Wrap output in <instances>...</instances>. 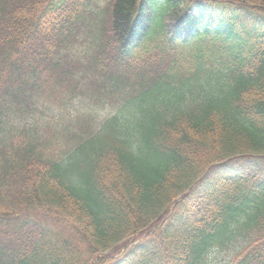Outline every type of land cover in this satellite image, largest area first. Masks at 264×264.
I'll return each instance as SVG.
<instances>
[{"label": "trees", "instance_id": "16d2710c", "mask_svg": "<svg viewBox=\"0 0 264 264\" xmlns=\"http://www.w3.org/2000/svg\"><path fill=\"white\" fill-rule=\"evenodd\" d=\"M85 1L0 0V264H264V0Z\"/></svg>", "mask_w": 264, "mask_h": 264}, {"label": "rangeland", "instance_id": "374dc122", "mask_svg": "<svg viewBox=\"0 0 264 264\" xmlns=\"http://www.w3.org/2000/svg\"><path fill=\"white\" fill-rule=\"evenodd\" d=\"M85 3H87L85 7H83V5L78 7V10L83 9L82 16H84L85 22L87 20L91 21L95 14L98 16L100 14L101 16L103 13L105 19L108 14L110 0H89L88 2L85 1ZM86 41L89 42V37H87ZM70 42L73 43V45H77L79 43L76 36ZM82 68L83 67L78 66L72 68V71L78 70L76 73L79 77H81V74H83ZM84 81L85 79L81 77V87H83ZM75 92L76 96L74 98H66L65 95L62 96L58 94L56 102H50L49 105H37V107L31 108L32 111L30 112L37 116L42 124L44 122L54 128L59 124H65L67 120L72 119L76 115L90 114L92 118L99 121L104 116L117 109L118 102L113 98L105 96L104 99H102V103H99L96 100L90 99L85 93L80 92V90H75ZM64 93L68 95L67 91ZM80 122V120H77L76 122L71 123L69 128L71 130L79 131L77 126ZM35 131L38 133L42 132L38 125L36 126ZM228 259V256L225 259V254L218 252L209 257L208 264H226Z\"/></svg>", "mask_w": 264, "mask_h": 264}]
</instances>
